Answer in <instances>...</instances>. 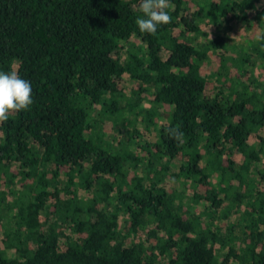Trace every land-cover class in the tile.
<instances>
[{
    "label": "trees",
    "instance_id": "trees-1",
    "mask_svg": "<svg viewBox=\"0 0 264 264\" xmlns=\"http://www.w3.org/2000/svg\"><path fill=\"white\" fill-rule=\"evenodd\" d=\"M139 3L0 0V72L33 99L0 124V264H264V82L243 81L250 57L222 36L191 40L198 21L253 17L264 71V0H170L155 35Z\"/></svg>",
    "mask_w": 264,
    "mask_h": 264
},
{
    "label": "rangeland",
    "instance_id": "rangeland-1",
    "mask_svg": "<svg viewBox=\"0 0 264 264\" xmlns=\"http://www.w3.org/2000/svg\"><path fill=\"white\" fill-rule=\"evenodd\" d=\"M252 22H253V17L250 18V22H238V23H226L225 21L220 22L217 25H209V24H203V22L198 21V25L199 27L202 29L201 34L196 35V36H192L191 40L193 42V44L199 48V49H203L205 46H207V44L209 43L210 40H213L214 38H216L217 36H222L223 38H225L226 44H227V48L229 49L230 52L234 53L235 55H237V57H240V55L246 54L247 56L250 57V61L248 62L247 66L243 68V72H242V79L243 81L245 80L248 85L251 87V89L255 90L257 89L258 85L260 87V83L258 84L257 81H263L264 82V71L261 70V65H262V60L256 56V52H254V45L257 44V41H253V34H254V29L252 26ZM181 31V29H177L176 32L179 34ZM181 34V33H180ZM125 58V56L123 55V59ZM206 63H208L209 65V72L211 70H215L219 72L223 71V66L224 64H215V58L211 57L210 59H208L206 61ZM226 72V71H225ZM238 74V72H236ZM225 76V75H224ZM224 79L228 80L233 86L234 82L232 80H229L228 77L226 78H215L214 73H210L209 74V81H211L212 83H217L215 84L218 89L221 88L222 83L224 82ZM221 80V81H219ZM133 83H135L134 81H132L130 79L129 76H125L124 80L121 82V86L124 88V94L127 95L128 99L127 101L130 102H135V101H139L138 95H131L132 91H133ZM230 84V85H231ZM232 86V87H233ZM258 91L261 92V89H259ZM225 94L228 95L229 90L228 88L224 89ZM122 100V99H121ZM146 100H143L140 103V108L141 109H148L150 107L149 102ZM122 103H124L125 101H121ZM134 115H132L131 120L135 121ZM136 118V117H135ZM136 126L139 128V130L142 133V140H140L142 143L149 140V141H154L155 138V132L154 131H150V132H146L144 130V128L142 127L141 124V118H136ZM131 128V126H130ZM113 126L110 125V127L108 128V130L106 131L107 135V141L112 142V139L115 137L114 133L112 131ZM130 132L128 131L127 133L123 134L122 138L119 139L120 142L114 144L115 146H118V148H122V144L124 142L125 143H129L131 145L130 141ZM122 139V140H121ZM134 143V142H133ZM137 172L140 173V175H146V173L143 171L142 167L139 168L137 170ZM65 178H61L57 184V188H62L65 180ZM216 179V177H215ZM181 186V185H179ZM54 187H52L53 189ZM181 188V187H180ZM182 189V188H181ZM79 192H81V194H89V192H83L82 190H80ZM188 195V192H187ZM201 211V209L199 210ZM198 211V212H199ZM197 212V213H198ZM0 239H2V234L0 235ZM0 245L3 244L2 242L0 243ZM16 256L15 252L13 251H7V257L8 258H14Z\"/></svg>",
    "mask_w": 264,
    "mask_h": 264
},
{
    "label": "clouds",
    "instance_id": "clouds-1",
    "mask_svg": "<svg viewBox=\"0 0 264 264\" xmlns=\"http://www.w3.org/2000/svg\"><path fill=\"white\" fill-rule=\"evenodd\" d=\"M171 7L170 0H140L142 17L136 20L140 32L155 35L160 26L171 23L172 17L167 11ZM32 104L31 83L16 71L0 72V124L6 122L11 114L29 110ZM168 131L177 142H182V132L175 128Z\"/></svg>",
    "mask_w": 264,
    "mask_h": 264
}]
</instances>
